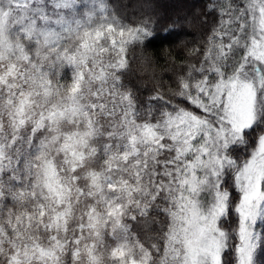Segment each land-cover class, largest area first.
Masks as SVG:
<instances>
[{
	"label": "snow or ice",
	"instance_id": "6c2138e0",
	"mask_svg": "<svg viewBox=\"0 0 264 264\" xmlns=\"http://www.w3.org/2000/svg\"><path fill=\"white\" fill-rule=\"evenodd\" d=\"M187 20L0 0V264H259L264 0H203L143 96L129 53Z\"/></svg>",
	"mask_w": 264,
	"mask_h": 264
},
{
	"label": "trees",
	"instance_id": "16d2710c",
	"mask_svg": "<svg viewBox=\"0 0 264 264\" xmlns=\"http://www.w3.org/2000/svg\"><path fill=\"white\" fill-rule=\"evenodd\" d=\"M108 0L110 11L125 23H136L141 19L154 17L157 26L166 25L171 19L177 17H191L197 8L193 0ZM178 1V2H177ZM199 32V30H198ZM154 43L145 51L141 52L136 61H132L130 78L139 84L145 91L157 85L154 52L159 49Z\"/></svg>",
	"mask_w": 264,
	"mask_h": 264
},
{
	"label": "rangeland",
	"instance_id": "374dc122",
	"mask_svg": "<svg viewBox=\"0 0 264 264\" xmlns=\"http://www.w3.org/2000/svg\"><path fill=\"white\" fill-rule=\"evenodd\" d=\"M159 1L160 0H156L155 2L159 3ZM193 3H195L197 10L194 13V15L189 17L188 20L185 22L184 31L180 32L181 36H183L184 32L190 33L192 35L187 36L186 40L174 41L173 37L170 34L161 33V35L165 36L166 39H164L163 41L157 40L153 42V44L157 43L160 46L159 49L155 50L156 52H154V62L157 65V69H156V75L158 80L157 85L159 86L160 84H163L164 89L168 87L173 68L179 69V67L182 65L184 61V58L186 57L185 43L190 42L194 36L198 37L199 34L198 16H199L200 8L203 4V0H193ZM168 53H171V55L168 56L167 55ZM139 54H140L139 49L135 50L134 52H130L129 59L131 61H136ZM129 80L131 84L139 90L140 94H142L143 96L147 95L148 92L145 91L139 84L134 82L130 78V74H129ZM261 227L264 228V225H261ZM260 256L261 259L259 261V264H264V253H261Z\"/></svg>",
	"mask_w": 264,
	"mask_h": 264
},
{
	"label": "clouds",
	"instance_id": "9594fccd",
	"mask_svg": "<svg viewBox=\"0 0 264 264\" xmlns=\"http://www.w3.org/2000/svg\"><path fill=\"white\" fill-rule=\"evenodd\" d=\"M167 89V88H166ZM166 89H164V90H166Z\"/></svg>",
	"mask_w": 264,
	"mask_h": 264
}]
</instances>
